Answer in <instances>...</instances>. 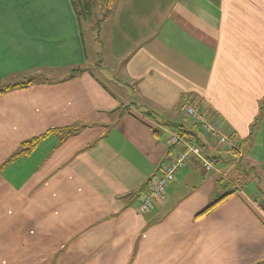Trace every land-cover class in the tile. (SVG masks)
I'll return each instance as SVG.
<instances>
[{
  "label": "crops",
  "instance_id": "obj_1",
  "mask_svg": "<svg viewBox=\"0 0 264 264\" xmlns=\"http://www.w3.org/2000/svg\"><path fill=\"white\" fill-rule=\"evenodd\" d=\"M102 2L92 59L73 0H0V86L47 79L0 95V264H264V0ZM176 125L216 166L143 211Z\"/></svg>",
  "mask_w": 264,
  "mask_h": 264
},
{
  "label": "built area",
  "instance_id": "obj_2",
  "mask_svg": "<svg viewBox=\"0 0 264 264\" xmlns=\"http://www.w3.org/2000/svg\"><path fill=\"white\" fill-rule=\"evenodd\" d=\"M184 110L186 116L199 123L207 135L216 138L220 144L228 143L229 138L218 122L213 121L202 109L195 105H186ZM170 142L173 145L183 144L184 150L163 166L161 174L152 182L142 200L143 211L151 210L156 202L165 198L169 185L176 180L178 172L188 166L192 158L200 162L207 171H212L216 166L217 160L207 157L199 143L187 141L178 132L172 134Z\"/></svg>",
  "mask_w": 264,
  "mask_h": 264
},
{
  "label": "trees",
  "instance_id": "obj_3",
  "mask_svg": "<svg viewBox=\"0 0 264 264\" xmlns=\"http://www.w3.org/2000/svg\"><path fill=\"white\" fill-rule=\"evenodd\" d=\"M73 4L75 6V9L77 11V14L81 20V22L84 21V18H87L89 20H92L93 15H94V6L96 5V0H73ZM103 19H105V15L103 16ZM102 21V19L100 18L97 23L95 24L96 29L98 30L99 28V24ZM81 71L80 68L74 69L72 70V74ZM47 81L46 78H43L41 75H37V76H32V77H28L26 78V80H23L21 82L15 83V84H7L4 86H0V95H2L3 93H5L7 90L11 89V88H15V87H26L30 84H32L35 81ZM196 125H200L199 123H195ZM178 129V133L181 135V137L186 138V134L187 132L185 131L184 128H182V126H175ZM68 128L65 129H60L58 131H67ZM57 131V130H56ZM53 132V130H52ZM50 132H47V134L32 138L31 140H28L26 142H24L23 144V148L22 150H20V152L18 154H28L30 151H32V149L34 147H36L38 145V143L44 138L46 137V135H49ZM15 154L14 156L18 155ZM13 156V157H14ZM224 198L218 200L216 202V204L220 201H222Z\"/></svg>",
  "mask_w": 264,
  "mask_h": 264
},
{
  "label": "rangeland",
  "instance_id": "obj_4",
  "mask_svg": "<svg viewBox=\"0 0 264 264\" xmlns=\"http://www.w3.org/2000/svg\"><path fill=\"white\" fill-rule=\"evenodd\" d=\"M102 3H103L102 0H97L96 6L94 8V15H93L92 20L84 18V21H83V25L85 26V37H86V42H87V48L89 50V54H90V57L92 59L95 58V54L98 51V49L100 48L99 44L94 43L92 40V37H91V36H94V31H96L95 24L103 15H107V12H109L108 7H107L108 3H106V4H104V3L102 4ZM100 5L104 6V7H101ZM56 72H60V71H56ZM2 85H4V84H2ZM248 171L250 173H248V176L245 175V177H247V181L249 183L248 184L246 183L244 185V187H245L244 189H245L246 193H248V194L253 193L254 195H257V193H259V192H264V176L262 178L259 176V178H258V175L254 171L253 168H249ZM231 180L234 182L233 179H231ZM231 186L233 189L235 188L234 185H231Z\"/></svg>",
  "mask_w": 264,
  "mask_h": 264
}]
</instances>
